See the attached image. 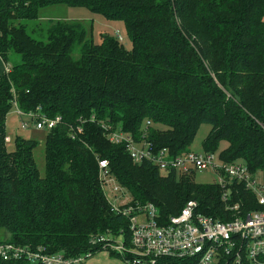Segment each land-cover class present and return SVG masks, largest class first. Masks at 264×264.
Returning <instances> with one entry per match:
<instances>
[{
	"label": "trees",
	"instance_id": "obj_1",
	"mask_svg": "<svg viewBox=\"0 0 264 264\" xmlns=\"http://www.w3.org/2000/svg\"><path fill=\"white\" fill-rule=\"evenodd\" d=\"M57 5L124 22L132 50L114 37L95 44L80 23L50 22L45 41L38 39L27 23ZM11 55L21 62L12 65ZM0 57L10 64L0 78V230L9 235L0 245L95 256L107 251L93 238L122 230L129 245L128 221L112 211L102 188L100 161L134 203L153 204L164 224L190 201L207 217L229 219L218 185L135 163L126 143L110 141L109 128L176 158L191 152L208 124L205 153L225 142L222 162L242 161L264 179V0H0ZM13 106L62 120L47 134L45 177L37 142L16 138L15 150L7 148ZM234 192L236 202L254 200L242 185ZM252 209L261 207L254 201ZM108 253L132 264L129 255Z\"/></svg>",
	"mask_w": 264,
	"mask_h": 264
},
{
	"label": "built area",
	"instance_id": "obj_2",
	"mask_svg": "<svg viewBox=\"0 0 264 264\" xmlns=\"http://www.w3.org/2000/svg\"><path fill=\"white\" fill-rule=\"evenodd\" d=\"M9 72V67L6 73ZM17 108V107H16ZM19 114L30 122H23L25 129L30 124L38 130L50 131L62 120L47 118L36 113ZM114 144H127V150L137 164L151 162L161 174L172 172L182 175L212 171L217 176L216 185L221 188L225 215L229 219L216 220L198 212V204L190 201L179 215L172 216L166 224L161 220L153 204L134 203L130 194L111 176L108 161L99 162V179L112 211L128 221L129 245L124 230L118 236L108 233L91 240L94 246L101 245L107 252L129 255L132 264H157L163 258L186 259L196 264H264V179L254 174L242 162H222L217 154L193 152L172 158L164 149L153 151L150 144H137L120 130L106 129ZM82 133V128H78ZM7 143L11 142L7 138ZM262 176V175H261ZM242 185L253 196L252 200L236 202L234 185ZM261 207L253 210V203ZM122 238V242L117 240ZM93 257L88 253L77 258H66L65 254L48 255L13 244L0 245V259L5 262L26 260L31 264H83Z\"/></svg>",
	"mask_w": 264,
	"mask_h": 264
},
{
	"label": "rangeland",
	"instance_id": "obj_3",
	"mask_svg": "<svg viewBox=\"0 0 264 264\" xmlns=\"http://www.w3.org/2000/svg\"><path fill=\"white\" fill-rule=\"evenodd\" d=\"M65 22V23H80L87 30L88 38L92 39L95 44L102 43L104 37H114L125 47L126 50H132V42L128 36L125 23L122 21H109L105 17L94 14L86 8H72L65 5H57L48 8H44L40 11V20L28 22V27L31 32H35V37L45 41V29L49 27L50 22ZM42 28L43 32H40ZM44 35V36H43ZM79 52L74 54V58L78 59ZM21 62L18 56L11 55L10 63L12 65L19 64ZM23 122H30V119L26 116L19 114V110L13 106L10 113L7 116L6 130L8 138L11 139V143L7 148L10 152L15 150L16 138L25 139L28 141H35L38 143V148L34 151L35 161L39 167L42 177L46 174L45 163V143L48 131L38 130L35 126L30 124V127L25 129ZM212 127L208 124L202 125L200 128L190 151L196 154H204V142L209 135ZM228 147L227 143L223 142L216 153L219 157L220 153ZM260 179L263 177L258 176ZM194 181L198 185L211 186L217 182V176L212 171L197 172L194 177ZM9 235L4 230H0V240L8 238ZM118 242H122L123 239L119 238ZM105 264H123L119 259L112 258L108 252H102L91 259L87 260L83 264H88L97 259H101ZM113 261H116L115 263ZM90 262V263H91Z\"/></svg>",
	"mask_w": 264,
	"mask_h": 264
},
{
	"label": "crops",
	"instance_id": "obj_4",
	"mask_svg": "<svg viewBox=\"0 0 264 264\" xmlns=\"http://www.w3.org/2000/svg\"><path fill=\"white\" fill-rule=\"evenodd\" d=\"M8 66L10 67V64L9 65H7L3 60H2V58L0 57V78L6 73V70H7V68H8ZM91 262V261H90ZM88 263V264H105V263H103L102 262V258L101 259H97V260H95V261H93V262H91V263ZM114 263L116 262V261H113ZM118 264H119V262H118ZM124 264V263H123Z\"/></svg>",
	"mask_w": 264,
	"mask_h": 264
}]
</instances>
